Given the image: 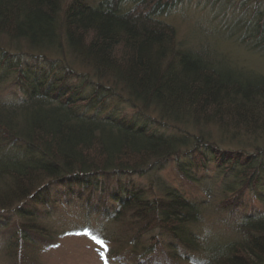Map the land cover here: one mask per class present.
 <instances>
[{"label": "trees", "instance_id": "trees-1", "mask_svg": "<svg viewBox=\"0 0 264 264\" xmlns=\"http://www.w3.org/2000/svg\"><path fill=\"white\" fill-rule=\"evenodd\" d=\"M181 1L0 0V215L9 216L0 251L9 263L30 264L51 241L29 207L45 205L52 185L93 194L102 180L152 178L172 162L184 188H101L95 210L119 236L71 234L104 241L107 264H157L156 251L165 264H264V74L180 46L165 18ZM261 2L231 29L264 62ZM208 174L213 184L199 186ZM80 197L90 209V195ZM208 208L234 217L232 237L202 226Z\"/></svg>", "mask_w": 264, "mask_h": 264}, {"label": "rangeland", "instance_id": "rangeland-1", "mask_svg": "<svg viewBox=\"0 0 264 264\" xmlns=\"http://www.w3.org/2000/svg\"><path fill=\"white\" fill-rule=\"evenodd\" d=\"M261 3V0L258 4L256 0H182L165 18V21L174 27L180 46L185 48L200 46L216 54L215 57H218V61H224L225 64L235 66L238 70H254L264 74L263 60L250 53L252 51L247 52L245 46L236 43L237 38L243 34L236 35V30L231 29L232 23L237 18L248 20L254 7L259 4L261 7ZM30 62L34 63L33 60ZM73 83H77V81L73 80ZM114 110L118 111L121 117L133 118V113L128 109L117 107ZM201 177L199 186L203 187H206V184L212 185L213 180H215L214 176L210 174ZM150 181L165 182L177 188L183 185L176 179L172 162L168 163L152 178L129 175L108 181L102 180L93 194L91 191H83L79 187L52 185L49 189L51 195L48 200L45 199V205L36 207L30 205L29 207L30 210L38 212L42 224L49 229L51 234V241L45 247L33 249L30 264H102L103 249L100 245L88 235L71 233L89 228L93 232H101L102 235H106L107 239H111L113 235L114 237L119 236V228L110 226L95 210L99 204L103 203L102 201L107 195L101 188L105 186L111 193L119 186H127L126 188L129 189L139 186L146 187ZM194 189L191 190L193 191L192 195L199 196L200 194ZM89 195L92 206L87 209L82 202L83 200L80 199L78 202L76 198L80 196L85 198ZM253 205L254 207L259 206L258 204ZM110 206L109 203L108 207ZM204 215L202 224L204 228L211 229L221 239L232 237L229 226L233 223L234 217L215 210V208L206 209ZM0 218L6 222L9 216L3 214L0 215ZM112 232H114L113 235H110ZM141 242L148 246L149 239H141ZM178 252L182 253V251ZM152 255L149 258L153 259L155 263H166L163 253L160 251H156ZM0 264H11L1 251ZM180 264L187 263L182 262Z\"/></svg>", "mask_w": 264, "mask_h": 264}, {"label": "snow or ice", "instance_id": "snow-or-ice-1", "mask_svg": "<svg viewBox=\"0 0 264 264\" xmlns=\"http://www.w3.org/2000/svg\"><path fill=\"white\" fill-rule=\"evenodd\" d=\"M76 234L79 235L80 233H76ZM83 234H84V235L91 236V238H92L95 242L101 244L102 247H106V244H105L104 241L100 240V239H99L98 237H96V236H92L91 233H89L88 231H85ZM101 259H103V260L105 261V264H107V259H106V257L104 256L103 253L101 254Z\"/></svg>", "mask_w": 264, "mask_h": 264}]
</instances>
